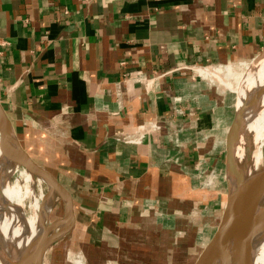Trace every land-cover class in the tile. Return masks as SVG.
<instances>
[{
  "label": "crops",
  "instance_id": "crops-1",
  "mask_svg": "<svg viewBox=\"0 0 264 264\" xmlns=\"http://www.w3.org/2000/svg\"><path fill=\"white\" fill-rule=\"evenodd\" d=\"M263 46L264 0H0V100L72 193L89 250L168 256L196 209L218 217L226 196L234 114L215 70ZM149 119L161 133L117 138Z\"/></svg>",
  "mask_w": 264,
  "mask_h": 264
},
{
  "label": "bare ground",
  "instance_id": "bare-ground-1",
  "mask_svg": "<svg viewBox=\"0 0 264 264\" xmlns=\"http://www.w3.org/2000/svg\"><path fill=\"white\" fill-rule=\"evenodd\" d=\"M260 57L261 60L252 65L247 76L238 78L237 86L234 87L241 93L240 96H244L243 101L237 104L243 115V123L236 141L237 148H234V187L264 170L260 168L258 158H252L248 163L242 159L253 153V150L261 153V145L264 143V53ZM228 66L219 65L216 70L212 68V71L215 70V75L221 79L219 72L226 69L225 75L229 77L234 73L228 71ZM208 69L200 67V72L205 76L210 75L212 71ZM1 121L0 109L2 125ZM3 127L9 131L13 145L18 146L12 127ZM31 162L35 161L31 159ZM29 163L16 154L7 153L0 144V255L5 264H33L38 239L46 225L50 224L53 245L67 236L75 224L73 218L60 222L63 217L59 219L53 213L56 204L61 202L65 214L66 194L56 187L50 186V190H44L43 186L37 187L38 183L46 180L35 172L34 166L29 167ZM26 200L29 201L31 211L29 217L25 211ZM235 228L242 235L252 236L253 244L247 264H264V200L242 211ZM235 252L233 244L230 248V264H237ZM77 261L83 264L81 258Z\"/></svg>",
  "mask_w": 264,
  "mask_h": 264
},
{
  "label": "rangeland",
  "instance_id": "rangeland-1",
  "mask_svg": "<svg viewBox=\"0 0 264 264\" xmlns=\"http://www.w3.org/2000/svg\"><path fill=\"white\" fill-rule=\"evenodd\" d=\"M263 53H264V46L254 58L243 60L241 62L233 63L229 65L228 67L230 68L228 71L234 73L231 76L226 77L225 74L227 70L225 69L219 72L221 79L218 77L215 78L214 81L219 85V87L226 90L227 94L224 91L222 95L224 97L226 94L225 100L228 104V116L229 115L231 116L236 113V110H238V105H237L239 104L238 102L240 100H241L240 102H242L243 101L242 99H244V96L243 97L240 96L241 93L238 92V89L234 88L237 86L238 78L240 76L241 77L247 76V74L251 70L250 68L252 67V65L255 64V62L261 60L260 56ZM243 92L244 90L242 91V93ZM231 123L232 121L229 124L231 125ZM230 125L228 126V129ZM237 144L239 146L238 142ZM234 148L235 149L237 148L236 144ZM261 148H262L261 153L253 150L254 151L253 153H251L250 155L248 154L247 157L245 158H242L244 162L248 163V161L250 162L252 158L254 159L258 158L259 162L261 163L260 168L261 167L264 168V143H262ZM35 162L43 166L40 161H35ZM211 173L213 172L208 171L207 174H209V176H207V178L209 179L211 178V181L213 182V180L214 179L216 180L217 177L211 175ZM223 176L224 177L221 178L220 183L222 184V187H224L223 190H224V194L226 195L227 192L226 169L223 170ZM232 180H233V175H232ZM37 187H42L43 189L45 188L46 190H48V185L45 181H41L40 183H38ZM224 201L225 198L222 201V205L220 203L218 204L219 207L217 210V213L219 214L218 217L217 215L213 216L212 213H209L210 207L208 206V204L207 205L203 204L201 205V207L196 209L197 211V217L195 218L196 224L195 223L193 224V222H191V226L188 227L186 226L187 237H185L186 238L185 240L180 241L178 246L179 248L178 247L173 248L174 243L172 242V240L171 242H169L170 251L168 256H164L163 255L164 252L161 253V249H157L153 251L152 249L147 248L145 251L144 250L145 248H143V250H140L138 248L136 249L133 244L132 245L130 244L129 247L125 250L115 251L113 254H108L107 256H105V254H103L102 252L88 249L87 245L83 241V237H82L83 235L81 233L82 229L79 230L78 232L77 229H74L75 226L74 224L72 231H70V233L67 236H65L56 244L54 243L53 245H51L45 257V264H79L77 261L78 258L82 259L83 264H192L194 260L197 258L202 247L207 242L208 238L211 236L214 227L220 218L221 210H222L221 208L223 206ZM25 202H26L25 211L27 212L26 216L29 217L31 213L29 201L26 200ZM53 213L59 219L63 217L64 211L61 202H58L56 204ZM73 220L74 223H76V220L75 219ZM213 223H215L214 226ZM4 233L2 235L7 236ZM148 244L150 246L151 243L149 242ZM163 244L165 247L166 245L165 237L163 239ZM22 250L23 249H21L20 251ZM0 264H5L4 259L3 257H1V255H0Z\"/></svg>",
  "mask_w": 264,
  "mask_h": 264
},
{
  "label": "water",
  "instance_id": "water-1",
  "mask_svg": "<svg viewBox=\"0 0 264 264\" xmlns=\"http://www.w3.org/2000/svg\"><path fill=\"white\" fill-rule=\"evenodd\" d=\"M2 111V125L11 127V121L0 100ZM243 123L241 110H236L232 123L228 129L225 140V169L227 179V192L223 204L222 212L216 223L211 236L202 247L197 258L192 264H230V248L234 244L237 264H247L249 252L252 248V236L242 235L235 228L239 215L245 209L254 206L264 200V170L252 175L241 185H232V175L234 169V147ZM0 124V144L7 153L16 154L17 157L27 160L29 167H35V172L45 178L48 188L56 187L62 190L67 197V207L63 218L76 220L74 211V198L70 190L63 184L49 169L31 162V154L18 141V146L13 145L9 131ZM14 132V131H13ZM27 164V163H26ZM52 233L50 224L45 226L41 233L35 250L33 264H45V257L52 245Z\"/></svg>",
  "mask_w": 264,
  "mask_h": 264
},
{
  "label": "built area",
  "instance_id": "built-area-1",
  "mask_svg": "<svg viewBox=\"0 0 264 264\" xmlns=\"http://www.w3.org/2000/svg\"><path fill=\"white\" fill-rule=\"evenodd\" d=\"M124 64V62H122ZM127 73H125L126 75ZM162 123L156 119H149L132 128L130 131L122 132L117 138L128 143L141 142L142 139L151 133H161Z\"/></svg>",
  "mask_w": 264,
  "mask_h": 264
}]
</instances>
